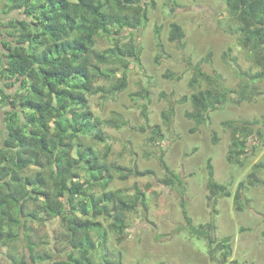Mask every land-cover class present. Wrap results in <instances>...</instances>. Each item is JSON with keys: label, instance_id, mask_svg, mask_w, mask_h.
I'll list each match as a JSON object with an SVG mask.
<instances>
[{"label": "trees", "instance_id": "1", "mask_svg": "<svg viewBox=\"0 0 264 264\" xmlns=\"http://www.w3.org/2000/svg\"><path fill=\"white\" fill-rule=\"evenodd\" d=\"M222 3L235 24L239 46L257 72L242 77L231 89L195 67L191 87L202 82L207 87L179 100L190 103L191 111L185 116L195 128L208 124L210 113L235 98L264 100V88L257 87L264 82V0ZM155 7L156 0H0V109H6L0 114V247L21 242L25 250L19 257L10 252L9 264H122L120 254L113 252L115 260H111L105 250L107 228L102 221H109L107 227L121 242L126 215L139 208L147 212L148 206L145 192L136 184L130 192L110 186L115 175L127 181L154 172L103 160L92 145L106 141L102 126L119 130L128 123L117 113L108 119L96 116L88 96H114L127 88L130 63L140 59L134 37L123 42V33L143 28ZM154 33L160 47V28ZM100 37L110 46L97 51ZM184 37L182 28L172 23L170 41L180 43ZM208 59L210 53L201 63ZM99 81L107 87L96 85ZM132 96L146 100L141 93ZM146 107L141 103L139 108L148 123ZM172 114L170 110L164 115L165 124ZM222 125L230 135L227 163L243 166L247 155L263 143L264 129L255 120H227ZM150 141L159 147L161 183L178 195L184 219L180 230L203 240L214 264H243L231 260V237L215 238L213 221L193 224L186 209L184 180L164 160L158 126ZM104 147L106 158L109 145ZM206 169L208 204L217 197H231L236 209L243 210L249 202L243 195L244 183L232 193L216 181L210 158ZM254 179L251 174L248 183L253 185ZM52 219L59 220L66 238L60 258L41 254L32 239L31 224Z\"/></svg>", "mask_w": 264, "mask_h": 264}, {"label": "rangeland", "instance_id": "2", "mask_svg": "<svg viewBox=\"0 0 264 264\" xmlns=\"http://www.w3.org/2000/svg\"><path fill=\"white\" fill-rule=\"evenodd\" d=\"M224 10L222 0H156L146 25L123 33L126 36L123 42L134 37L140 59L139 63L133 60L130 63L127 88L114 96H88L89 108L96 116L108 119L117 113L128 123L119 130L102 126L106 141L92 145L103 160L154 172L127 181L115 175L110 187L130 192L136 184L145 192L148 211L139 208L126 215V235L121 242L107 227L109 221H102L107 228L105 250L111 254V260H115L114 254H120L122 264H214L205 242L180 230L184 219L178 195L160 181L164 172L159 163V147L150 141L154 126H158L164 160L184 180L186 209L193 224L213 221L217 240L231 237V260L264 264V141L247 155L243 166L230 165L226 160L230 135L222 125L227 120H255L264 129V100L260 96L251 101L235 98L210 113L208 124L197 128L185 116L191 111L190 103H179L181 97L207 87L204 82L194 88L190 85L197 66L231 89L237 88L242 77L257 72L239 46L235 24ZM172 23H177L185 34L180 43L169 39ZM156 27L160 28V47L154 33ZM109 46L110 42L100 37L95 50ZM209 53L210 59L201 63ZM96 85L107 87L103 81ZM257 87L263 89L264 82ZM135 93H141L146 100L133 97ZM141 103L147 104L148 123L141 115ZM4 110L0 109L1 115ZM170 110L173 114L165 124L164 115ZM214 137L218 138L216 143ZM105 144L109 145L106 158ZM209 158L218 183L226 185L232 193L238 184L244 183L243 195L249 202L243 210L236 209L231 197H217L208 204L206 162ZM251 174L255 178L253 185L248 183ZM31 227L32 239L39 245L41 254L48 253L54 258L64 255L66 238L58 219ZM92 236L96 241L97 237ZM10 252L19 257L25 250L21 242L0 247L1 264H9Z\"/></svg>", "mask_w": 264, "mask_h": 264}]
</instances>
